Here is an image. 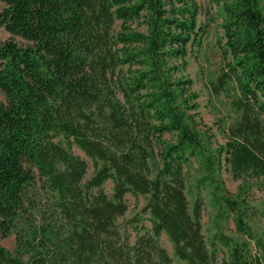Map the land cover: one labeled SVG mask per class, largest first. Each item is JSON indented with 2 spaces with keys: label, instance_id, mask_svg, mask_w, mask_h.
<instances>
[{
  "label": "trees",
  "instance_id": "16d2710c",
  "mask_svg": "<svg viewBox=\"0 0 264 264\" xmlns=\"http://www.w3.org/2000/svg\"><path fill=\"white\" fill-rule=\"evenodd\" d=\"M0 2V26L22 40L0 42V238L13 234L16 246H0V264H176L162 234L184 264H264L247 197L264 184V0H211L215 13L198 0ZM218 20L220 67L206 87L238 118L213 150L183 73ZM73 146L92 162L88 179ZM193 158L202 174L191 204L183 167ZM222 166L241 182L237 195ZM38 182L52 198L41 218L29 197ZM205 188L240 240L217 219L206 240ZM126 195L143 197L151 224L133 245L117 223Z\"/></svg>",
  "mask_w": 264,
  "mask_h": 264
},
{
  "label": "rangeland",
  "instance_id": "374dc122",
  "mask_svg": "<svg viewBox=\"0 0 264 264\" xmlns=\"http://www.w3.org/2000/svg\"><path fill=\"white\" fill-rule=\"evenodd\" d=\"M198 1L203 10L210 11V13L216 12V8L211 3V0ZM4 8V4L0 2V12ZM202 19H205V17ZM219 23V20L218 22H211L207 35L202 38L201 47L194 48L193 52L188 57L187 68L183 73L185 77L193 81L192 90L198 95L196 100L198 103L196 118V122L198 123L197 128L204 135L205 141L213 150L218 146L225 145V130L238 118L231 109L229 97L224 95H219L217 97L212 96L206 87V83L216 77L220 67L219 52L216 46L217 40L222 39V30ZM9 39L22 43L20 38L13 37L3 26H0V42ZM165 138L171 140V137L168 135H166ZM72 152L87 162L88 169L85 179H88L93 171L92 162L76 146L72 147ZM183 172L187 187V197L192 204L197 194L194 185L196 179L202 174L199 161L194 158L190 159V161L184 165ZM219 177L223 181L225 189L230 194L237 195L240 192L242 186L241 182L233 180L225 166H222L219 171ZM103 189L108 195H111L112 183L107 181ZM29 191V197L33 199L35 204L33 215L38 218L51 215L52 198L45 189H43L41 183L38 182ZM199 197L202 199L203 203L200 222L206 240L209 241L215 232L214 221L216 219L220 230L224 234L240 240V237L235 232L231 216L221 211L216 203L212 201L209 190L207 188L200 189ZM247 197L249 198L250 205L254 209V215H252L249 220L250 224L255 232L264 238V184H254L253 182L250 188H248ZM125 201L128 210L124 217L118 219L117 223L120 225L121 230L127 233L129 243L133 245L138 236L151 229V224L148 220V216L141 213V209L145 203L143 197L135 199L130 195H126ZM218 214L219 216L217 217ZM159 243L166 249L176 264H184L173 257L172 245L164 234L160 236ZM0 246L10 252H14L16 248L14 235L12 234L4 239L0 238ZM24 259L27 260V256H25Z\"/></svg>",
  "mask_w": 264,
  "mask_h": 264
}]
</instances>
